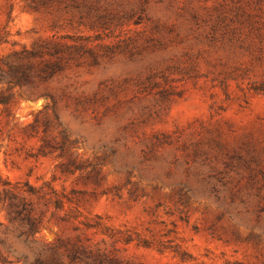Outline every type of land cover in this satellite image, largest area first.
<instances>
[{"label": "rangeland", "instance_id": "1", "mask_svg": "<svg viewBox=\"0 0 264 264\" xmlns=\"http://www.w3.org/2000/svg\"><path fill=\"white\" fill-rule=\"evenodd\" d=\"M1 70L0 264H264V0H0Z\"/></svg>", "mask_w": 264, "mask_h": 264}, {"label": "trees", "instance_id": "2", "mask_svg": "<svg viewBox=\"0 0 264 264\" xmlns=\"http://www.w3.org/2000/svg\"><path fill=\"white\" fill-rule=\"evenodd\" d=\"M21 70L20 68H17L15 66L10 67L11 74L15 75L14 81L15 83H21L22 78L18 76V71ZM3 71H0V81H7L6 76L3 75ZM10 81V80H9ZM12 81V80H11ZM2 100H0L1 103ZM16 187L12 185L9 181H6L3 179L1 173H0V206L3 205V203L6 201L5 197L7 194H10L12 196L11 202L9 203V212L8 216L11 222H19L21 225H24V223L28 224L30 236L35 235L39 232L38 230V221L35 217H33V208H30V204L27 201V198L25 196H21L17 191ZM74 259H78V256H73ZM0 261H7V258H5L0 253ZM37 262L40 264V259L37 260Z\"/></svg>", "mask_w": 264, "mask_h": 264}]
</instances>
